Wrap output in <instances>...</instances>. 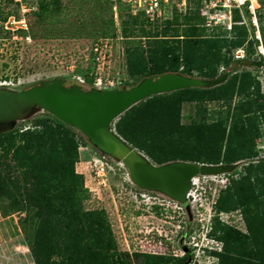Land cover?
Masks as SVG:
<instances>
[{
    "label": "rangeland",
    "instance_id": "obj_1",
    "mask_svg": "<svg viewBox=\"0 0 264 264\" xmlns=\"http://www.w3.org/2000/svg\"><path fill=\"white\" fill-rule=\"evenodd\" d=\"M188 2L187 8L198 12L203 0ZM255 3L252 7L251 1L246 2V6L254 9L253 13H245V7L236 14L232 10L229 29L218 23L206 25L199 21L201 32L204 35L233 39L241 34L245 37V43L242 47L230 50L233 57L248 59L249 62L264 58V0H255ZM67 5L63 8H47L42 11V16L30 14L26 17L27 31L19 29L14 34H8L2 29V22L11 15L19 19L21 13L12 0L0 1V92L17 94L51 81H60L66 87L76 85L85 91L130 89L146 78L128 74L126 51L138 47L147 53V40L151 39L148 35L152 34L166 39L168 45L176 46L175 39L182 37L175 35L181 34L184 28L182 17L187 11L186 8L184 12H172L162 22L135 26L120 24L118 33L110 25L106 5L101 0ZM120 16L125 19V9H121ZM122 27L125 32H122ZM99 40L110 44L111 55L105 58L108 64H105L103 70L99 69L103 79L102 85L96 87L93 84L95 65L89 48ZM248 40L252 41L251 45L247 44ZM233 69L249 71L259 82L264 94L262 68L235 65ZM229 72L225 70L214 79L180 75L200 81L199 88H210L224 82ZM81 79L83 83L78 82ZM220 108L221 103L216 102L183 101L180 104L179 124L190 126L210 123L216 118L214 112ZM44 116L53 115L32 105L24 110L20 118L0 123V132L20 125L28 126L31 120ZM116 121L109 123L108 132L116 133ZM78 132L86 144L78 147V157L74 164V171L82 180V206L87 210L97 209L105 213L118 251L126 253L131 264H145L146 256H164L168 258V264H229L223 253V238L227 231L246 237H252V232L256 237L264 234V207L257 214L253 212L248 216L239 207L224 211L225 192L222 190L227 182L226 176L235 170L238 173L234 178L239 179L245 175L244 168L249 160L230 164L228 168L211 176H194L186 189L188 197L184 196L182 201H177L160 191L137 188L127 164L121 158L100 150L87 135ZM123 143L127 148H132L140 159L157 166L145 153L125 141ZM255 143L257 157L254 159L263 158L264 136L256 138ZM188 150L186 146L170 147L160 157L190 156ZM93 154L102 157L113 169L107 175L106 188H100L92 178L90 160ZM171 162L189 161L175 160L163 164ZM6 186H9L7 182ZM89 188L99 190V198L94 193L90 194ZM133 192L145 193L147 197L143 201H135ZM35 223L30 210L13 205L5 196L0 197V264H34L29 245ZM259 239L264 240V237ZM183 258L185 260L180 262Z\"/></svg>",
    "mask_w": 264,
    "mask_h": 264
},
{
    "label": "trees",
    "instance_id": "obj_2",
    "mask_svg": "<svg viewBox=\"0 0 264 264\" xmlns=\"http://www.w3.org/2000/svg\"><path fill=\"white\" fill-rule=\"evenodd\" d=\"M101 1L114 27L110 9ZM64 6L68 5L40 2L35 15L47 8ZM246 9L244 12L248 13ZM182 19L184 28L175 35L182 38L175 39L176 46L152 34L148 35L151 39L147 40V53L138 47L126 51L128 74L147 78L177 73L214 79L228 70V77L210 88H184L140 101L118 117L114 124L116 134L157 165L175 160L207 165L249 160L245 175L234 178L238 173L235 170L226 176L222 190L224 211L239 207L246 216L257 214L264 207V157L254 159L255 139L264 136V94L249 71L233 68L254 65L264 72V58L253 62L235 59L230 50L242 47L245 37L204 35L199 25V21L204 22L199 8L198 12L187 8ZM146 23L143 18L128 16L120 24ZM183 101L216 102L221 103V108L214 112L216 118L210 123L185 126L179 124ZM85 145L75 128L53 116L38 117L28 126L0 132V197L32 212L36 223L29 249L34 264H131L128 255L118 251L105 213L82 206V180L75 173L74 164L78 147ZM184 146L190 156L160 157L170 147ZM252 233V237L225 233L223 253L229 264H264V240L259 239L264 234L256 237ZM146 258L145 264H168L164 256Z\"/></svg>",
    "mask_w": 264,
    "mask_h": 264
},
{
    "label": "water",
    "instance_id": "obj_3",
    "mask_svg": "<svg viewBox=\"0 0 264 264\" xmlns=\"http://www.w3.org/2000/svg\"><path fill=\"white\" fill-rule=\"evenodd\" d=\"M200 85V81L177 73L151 76L122 91H85L76 85L66 87L60 81L44 82L17 94L0 92V123L20 118L26 108L37 105L83 132L100 150L121 158L137 187L160 191L182 201L191 178L199 174L214 175L229 166L190 162L151 165L127 148L120 136L108 132L107 126L132 105L152 95ZM132 155L139 160H132Z\"/></svg>",
    "mask_w": 264,
    "mask_h": 264
},
{
    "label": "built area",
    "instance_id": "obj_4",
    "mask_svg": "<svg viewBox=\"0 0 264 264\" xmlns=\"http://www.w3.org/2000/svg\"><path fill=\"white\" fill-rule=\"evenodd\" d=\"M1 1V0H0ZM57 1L63 5L69 3H75L80 1H92V0H12L21 13L19 19H15L14 16H9L4 22H2V29L10 34H14L17 30L27 31L26 17L38 11L40 2H53ZM106 2L110 9L114 27L119 33L121 20H126L128 16L143 18L147 22H162L169 18L172 12H184L187 8L188 0H103ZM250 0H203L199 14L204 19L206 25L221 24L227 29L231 25V12L232 10H241L247 8L249 11H254L252 7L246 6V2ZM121 9H125L126 17L122 19L120 16ZM30 37L27 36V39ZM89 53L92 56L93 64L95 65L94 72V86L98 87L102 85L103 76L99 69L103 70L105 64V58H109L111 55V46L107 41H96L89 48ZM79 83H83L84 80H78ZM112 172V167L103 160L102 157L93 154L90 160V172L93 180L100 188L108 187L107 175ZM202 176V175H201ZM194 178H191L190 182ZM139 188V187H137ZM141 189V188H139ZM90 194L96 195L99 198V190L88 189ZM132 194V192H131ZM189 194H185L188 197ZM135 201L145 199L147 195L142 192L134 193ZM143 201V200H142Z\"/></svg>",
    "mask_w": 264,
    "mask_h": 264
},
{
    "label": "bare ground",
    "instance_id": "obj_5",
    "mask_svg": "<svg viewBox=\"0 0 264 264\" xmlns=\"http://www.w3.org/2000/svg\"><path fill=\"white\" fill-rule=\"evenodd\" d=\"M250 1H251V4H252V7H254L255 4H256V3H255V0H250ZM46 112H48V111H46ZM137 156H138V155H137ZM137 156L132 155V156H131V159H132V160H139ZM128 168H129V167H128ZM129 170H130V169H129ZM199 175H201V174H199ZM202 176H211V175H202ZM177 201H181V200H177Z\"/></svg>",
    "mask_w": 264,
    "mask_h": 264
}]
</instances>
